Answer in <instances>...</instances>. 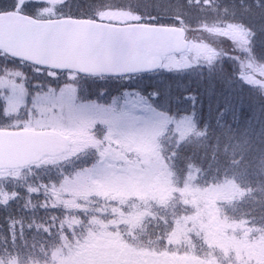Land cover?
I'll return each mask as SVG.
<instances>
[{
	"label": "trees",
	"instance_id": "16d2710c",
	"mask_svg": "<svg viewBox=\"0 0 264 264\" xmlns=\"http://www.w3.org/2000/svg\"><path fill=\"white\" fill-rule=\"evenodd\" d=\"M38 6L35 0H0V11L37 15ZM106 10L131 12L141 22L181 26L190 39L202 33L199 54L207 58L191 69L145 75V92L152 105L171 119L190 118L194 123L195 130L186 138L178 141L174 135L164 144L166 151H172L170 158H177L180 183L190 176L194 187H203L218 179L222 170L239 173L244 196L233 203L238 204L235 221L264 238V0H62L56 7L58 16L77 18L95 19ZM234 29L244 31V39L230 35ZM14 66L16 62L0 54L2 72ZM21 71L18 79L24 85L30 81L40 86L41 77H47L27 64ZM95 80L82 79L87 84ZM3 110L0 98V127H7ZM96 157L31 166L18 171L21 178L5 177L0 182V264H57V255L65 257L89 245L88 229H97L95 222L116 220L98 214L105 203L97 194L79 196L88 200L85 205L91 210L70 209L66 202L71 194L63 190L64 183L97 163ZM176 198L171 210L155 207L123 237L124 242L138 249L172 247L169 237L175 221L188 214L184 208L176 210L182 208L177 201L183 197L178 192ZM127 227L121 226L120 232L126 233ZM192 240L196 254L203 255L205 246ZM180 248L194 251L187 243Z\"/></svg>",
	"mask_w": 264,
	"mask_h": 264
},
{
	"label": "rangeland",
	"instance_id": "374dc122",
	"mask_svg": "<svg viewBox=\"0 0 264 264\" xmlns=\"http://www.w3.org/2000/svg\"><path fill=\"white\" fill-rule=\"evenodd\" d=\"M36 1L43 12L38 16L43 18L54 15L53 11L62 0ZM99 18L115 23L135 20L131 12L124 10L102 11ZM244 33L240 29L230 31V35L238 39H244ZM201 34L197 39H189L187 53L165 58L163 70L191 69L202 62V58H207L199 54ZM207 34L209 38H215ZM0 72L3 111L11 117L13 125L24 123L21 126L31 130H56L71 139L66 155L56 160L44 158L39 167L73 163L74 159H83L90 154L97 156V163L83 169L71 181L67 180L63 190L72 195L68 202L77 204L84 211L91 208L76 198L97 194L105 203V207L100 208L104 209L101 213L111 212L117 217L110 223L116 232L104 229L92 233L87 247L65 257L57 255V264H264V238H252L254 230H245L242 222L235 221L233 211L237 210L238 204L233 203L244 196L238 195L240 174L231 172L228 175L222 170L218 179L213 183L206 182L203 187H194L190 176L180 183L175 172L177 158H170L172 151H166L164 144L174 132L181 138L187 137L194 123L190 118L173 120L157 110L142 90L134 89L138 78H123L117 85L108 81L90 83L85 89L99 90L102 100L99 101L98 93L91 96L82 92V96L79 95L76 82L80 79L74 73L61 77L49 71L46 74L49 78L41 77V83H37L40 86H37L30 81L24 85L17 80L22 75L21 66ZM55 82H63V86L55 89ZM5 177L21 178V175L0 171V182L8 179ZM178 189L185 203L181 202L182 208L176 210L184 208L189 212L175 221L170 242L179 246L194 233L198 238L201 236L204 245L215 249L209 250L203 258L185 255L187 251L163 250L160 244L149 250L126 244L123 237L131 234L155 207L161 211L172 209ZM106 199L117 203L116 208L108 211L112 206ZM121 226H128V231L121 233ZM193 248L196 249V245Z\"/></svg>",
	"mask_w": 264,
	"mask_h": 264
},
{
	"label": "water",
	"instance_id": "95a60500",
	"mask_svg": "<svg viewBox=\"0 0 264 264\" xmlns=\"http://www.w3.org/2000/svg\"><path fill=\"white\" fill-rule=\"evenodd\" d=\"M188 46L185 31L175 26L0 13V51L58 71L88 76L153 72L164 57ZM69 146V138L58 131L0 130V169L28 166L44 155L63 154Z\"/></svg>",
	"mask_w": 264,
	"mask_h": 264
}]
</instances>
